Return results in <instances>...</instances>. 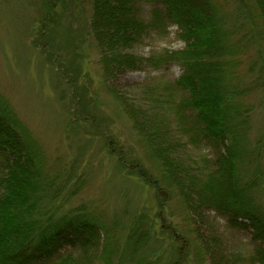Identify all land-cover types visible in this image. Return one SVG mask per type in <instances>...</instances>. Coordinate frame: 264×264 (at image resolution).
<instances>
[{
  "label": "rangeland",
  "instance_id": "rangeland-1",
  "mask_svg": "<svg viewBox=\"0 0 264 264\" xmlns=\"http://www.w3.org/2000/svg\"><path fill=\"white\" fill-rule=\"evenodd\" d=\"M63 1L54 12L57 20L46 22L43 0H0V105L42 149L57 192L52 205L60 213L85 212L107 231L102 244L106 253L94 264H213L212 253L218 252L231 264H256L258 245L250 231L230 228L213 212L205 213L203 222L190 218L177 193L164 195L162 202L152 185L120 167L138 161L156 169L112 90L143 112L150 111L153 90L161 95L166 84L179 79L181 68L171 64L107 81L90 31L92 0ZM214 1L233 32L232 42L243 41L235 57L236 76L246 86L262 75V84L249 88L241 101L251 116L248 147L253 159L247 179L259 176L254 197L264 211V43L246 38L256 2ZM152 9L144 6L145 20L150 21ZM183 47L178 27L166 24L152 29L130 52L148 58ZM185 155L190 164L202 166L213 158L210 148L196 151L189 146ZM139 217L150 227L151 238L131 255L129 232Z\"/></svg>",
  "mask_w": 264,
  "mask_h": 264
},
{
  "label": "trees",
  "instance_id": "trees-1",
  "mask_svg": "<svg viewBox=\"0 0 264 264\" xmlns=\"http://www.w3.org/2000/svg\"><path fill=\"white\" fill-rule=\"evenodd\" d=\"M64 2L43 0L46 22L57 20L54 12ZM255 2L246 38L264 43V0ZM147 5L153 6L150 21L143 16ZM166 24L178 27L182 49L148 58L130 52L152 29ZM90 31L107 81L171 64L182 70L161 95L153 90L150 111L143 112L112 90L143 137L158 177L138 161L120 167L152 185L162 202L164 195L177 193L190 218L203 222L205 213L213 212L230 228L250 231L258 245L255 263L264 264V211L254 197L259 176L247 179L253 159L248 147L251 116L241 101L249 88L262 84V75L259 70L261 76L246 86L236 76L235 57L243 41L232 42L220 7L214 0H92ZM251 66L253 72L257 65ZM189 146L196 151L210 148L213 158L204 166L190 164L185 155ZM56 198L42 149L0 105V264H94L106 253L102 224L79 210L60 213L52 205ZM150 238V227L137 218L128 237L131 255ZM180 252L178 260L183 258ZM212 254L213 264H231L220 252Z\"/></svg>",
  "mask_w": 264,
  "mask_h": 264
}]
</instances>
